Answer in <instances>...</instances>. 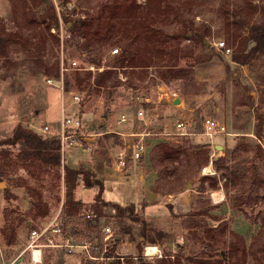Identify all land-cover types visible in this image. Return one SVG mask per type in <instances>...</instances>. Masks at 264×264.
I'll return each mask as SVG.
<instances>
[{
    "label": "rangeland",
    "instance_id": "374dc122",
    "mask_svg": "<svg viewBox=\"0 0 264 264\" xmlns=\"http://www.w3.org/2000/svg\"><path fill=\"white\" fill-rule=\"evenodd\" d=\"M108 1L75 0V5L70 10L61 5V18H75L86 10H99V6ZM238 1L240 0H208L192 10H183L181 16L185 22L206 33L205 41L209 46L182 38L172 42L173 49L177 48L180 55L177 65L181 69L180 77L162 79L158 69H166L164 67L157 69L151 66L133 70L118 68L109 84L95 87L92 81L101 72L84 68L88 65L105 68L107 61L120 54L118 46L102 44L92 35L88 43L87 39L70 33L65 24L59 21V34L62 32L63 36L59 37V46L56 47L38 21L31 22L22 17L21 0H0V22L8 30H20L33 41L30 46H11L8 58H0V141L9 139L17 125L31 129L41 136L57 132L60 129L62 97L65 100L66 114L77 115L82 119L83 127L76 133L85 134L84 138H94L91 142L94 148L84 144L81 148L72 146L64 151L65 160L62 162L61 156V166L58 169L60 180L50 172H37L39 176L30 175L15 158L18 146L0 145V174L5 176L2 181L5 186H0V252L3 256L1 258L0 255V264H7L16 256L31 227L48 222L56 214L60 215L66 231L76 241H93L100 234L101 227L109 225L121 239L116 238L108 253L113 251L112 256L122 258L117 259L121 264H127V259H135L139 255L154 261L166 258V254L174 256L176 253L216 257L217 252L226 249L233 240L231 232L242 237L247 245L250 244L259 230L264 202L255 201L252 192L246 193L244 197L239 195L240 190L228 183L229 176H226L227 180L221 178V172H216L212 167L213 160L225 157L228 165L249 172L247 176L255 175V179H264V51L249 55L247 64L239 65L230 60L232 53L244 49L246 53L247 48L252 46L250 43L245 47L244 30L235 44L227 41L224 18L231 13ZM253 1L258 5L264 4V0ZM138 3L142 4L140 0ZM223 3H228L225 10L222 8ZM14 8L17 11L14 12ZM253 20H259L258 14ZM181 25L182 22L178 20L166 22L160 24V29L169 36L178 33L182 29ZM217 41H223L231 52L224 55L213 49L212 43ZM36 44L40 46L37 47ZM114 48H118V53L111 55ZM40 49L41 52H37ZM57 60L59 77L54 75V71L47 74L45 65L53 67ZM72 61H76L81 70L61 72V67L68 68ZM88 73H91L90 82L86 80L79 84L76 77L82 78ZM119 73L125 76V81H120ZM46 78L62 80L63 91L47 85ZM112 82L117 85L111 86ZM162 84L175 90L178 97L184 99V106L179 109L164 107L163 104L157 107L158 111L151 116L148 128L155 133L169 134L150 137L149 145L153 148L157 143L170 142L181 147L201 146L203 150H208L209 161L204 167H210L211 172L204 173V167H201L195 171L190 181H185L178 192L167 194L168 183L157 181L150 152L134 165L131 166L133 162H130L122 178L110 182V191L105 190L103 197L101 195L105 202L110 200L121 206L133 203L138 221L119 219L110 205L96 203L92 193L94 190L97 192V186L91 187L88 194L83 195L81 190L86 186L82 181L74 191V199L81 202L79 213L74 219H65L63 166L67 163L81 166L92 174L91 178L97 179L105 187L108 184L106 181L110 179L112 170L109 168L113 166L115 153L124 147V143L132 142L128 138H124L123 142L119 139L120 136L110 131L126 132L118 125L120 113L132 111L135 93L153 97L157 86ZM72 92L80 95L82 100L78 104L72 103ZM205 117L224 126L227 135L220 134L212 140L201 136V123ZM180 121L187 124L192 122L191 132L196 135L177 136L176 124ZM101 125L104 127L100 128ZM44 126L49 128V134L42 132ZM100 133L105 134L97 136ZM88 134L93 137L87 136ZM256 143L261 145V154H256ZM246 147L249 149L248 154L245 153ZM252 167H255V172ZM204 175L219 179L217 190H210L206 182L205 192H198ZM128 176L130 177L126 180ZM225 182L228 184L225 185ZM37 193L41 194L43 203L48 208L45 217L37 216L32 204L37 200ZM214 193L219 194L218 201L214 199ZM76 194L78 198L75 197ZM249 196L252 202L248 200ZM95 205L99 208L98 213L93 208ZM89 212H94L97 217L85 218ZM86 220H91L92 225L97 223V226L87 230ZM142 231L157 239V242L152 244L147 241L141 245L143 239L139 235ZM159 232L163 233L162 237H158ZM148 245L156 246L162 258H146L143 249ZM173 256L169 257V264H176ZM117 260L89 262L80 256H65L60 250H51L46 253L43 264H113ZM181 262L185 264L183 259ZM247 264H254L251 257Z\"/></svg>",
    "mask_w": 264,
    "mask_h": 264
},
{
    "label": "trees",
    "instance_id": "16d2710c",
    "mask_svg": "<svg viewBox=\"0 0 264 264\" xmlns=\"http://www.w3.org/2000/svg\"><path fill=\"white\" fill-rule=\"evenodd\" d=\"M208 0H143L140 4L138 0H109L99 6V10H86L77 17H63L61 20L65 27L79 38L87 39L92 35L102 44L110 46H118L121 50L120 54L113 57L105 63V69L98 73L94 78L93 86L103 87L111 82L112 75L116 68H148L155 66L158 68L159 75L162 79H172L180 77V68L177 67L180 55L178 49H173L172 42L179 41L180 38L193 40L203 46H208L205 41L206 33L201 30L194 29L193 25L187 24L181 16L184 9L192 10L193 7ZM228 3H223L222 8H226ZM14 8V12L17 11ZM22 17L32 21H38L42 25L44 31L51 38L54 46H59V19L55 12L52 0H21L20 5ZM224 12V11H223ZM30 13V17L28 14ZM258 14L259 20H253ZM35 15L37 18L35 19ZM18 18V17H17ZM225 27L227 32V41L235 44L243 33L244 45L247 48L248 44L252 46L245 53L244 50L234 52L230 55V60L236 64H247L248 56L256 54L258 51H264V4L258 5L253 0H240L236 2L230 14L225 15ZM182 22L178 33L167 36L160 29V24ZM51 28L56 30V33H51ZM34 37H36L34 35ZM38 40L40 37H37ZM242 41V42H243ZM30 37L24 35L20 30H8L2 22H0V58L7 59L9 49L13 45H32ZM37 47L40 44H36ZM41 52V49L37 52ZM100 63H98L99 65ZM160 64V65H158ZM177 67V69H176ZM47 74L54 71V75L59 77V63L55 62L53 67H46ZM79 84L89 83L91 73L84 77H76ZM116 86L117 83L112 82L111 86ZM67 86V82H66ZM104 126L101 125L100 128ZM259 133L258 131H256ZM8 144L18 146V152L15 155L17 161L20 162L22 168L30 175L39 176L37 172L53 173L60 180L58 169L61 166L60 143L57 137L53 135L41 136L37 132L17 125L13 130L12 136L3 141L0 145ZM176 144V143H175ZM170 142L157 143L152 148L151 164L157 172V181L168 183L169 189L167 194H173L183 187L185 181H190L197 169L207 165L209 161L208 150H203L201 146L185 147L178 146ZM254 149L256 154H261L262 148L260 144H255ZM248 147L245 148V153L248 154ZM212 167L216 172H221L220 177L226 178L229 176L228 183L233 188H237L239 195L253 193L255 201L264 202V179H255V175L247 174L249 172L228 165L225 157H220L212 162ZM31 168H34L33 170ZM255 172V167H252ZM63 181H64V201L63 215L65 219H74L79 213L81 202L74 199V191L82 181L85 186L91 188L98 186V192L95 195L96 203H102L103 206L110 205L115 216L119 219L128 218L133 221H138L139 218L135 214L133 203L121 206L113 202H105L101 199L103 191L102 184L97 179L91 178L92 174L88 170L78 167L71 168L68 165L63 166ZM155 172V173H156ZM5 180L4 174H0V182ZM201 185L198 189L199 193L205 192L204 183H208L210 190L218 189V178L216 176L204 175L201 177ZM228 183H224L227 185ZM261 191V192H260ZM37 200L33 201V206L36 209V215L45 217L48 214V208L43 203L42 196L37 193ZM241 196V197H242ZM242 197V198H243ZM248 200L252 202L249 196ZM94 210L98 213L99 208L95 205ZM262 221L260 222L259 230L252 238L249 245L238 234L231 232L233 240L230 241L228 247L217 252L215 256H200V255H183L176 253L174 256L166 254V258L148 260L141 255L137 258L127 259V264H169V257L173 256L176 264H182L181 259L185 264H247L249 257L254 264H264V213L260 214ZM97 217V215H96ZM91 220H86L85 227L91 230L97 226L91 224ZM66 227V225H64ZM163 233L159 232L158 237H162ZM142 237L141 245L144 242L155 244L157 239L147 236L145 232H141L139 238ZM121 239V237H119ZM119 241V240H118ZM107 254V253H106ZM113 251H110L106 257L112 256ZM113 257V256H112ZM215 257V258H214ZM211 258V259H210ZM214 258V259H213ZM117 260V259H116ZM113 264H121L119 260Z\"/></svg>",
    "mask_w": 264,
    "mask_h": 264
},
{
    "label": "built area",
    "instance_id": "2783aa9c",
    "mask_svg": "<svg viewBox=\"0 0 264 264\" xmlns=\"http://www.w3.org/2000/svg\"><path fill=\"white\" fill-rule=\"evenodd\" d=\"M141 2L143 0H140ZM55 12L58 16L60 22H62V16L59 10V6H66L67 8L75 5V0H53ZM51 33H56L54 28H51ZM59 37L63 36V33H58ZM214 47L224 55H228L231 49L225 45L223 41H217ZM118 53V48L111 50V55ZM81 70L76 61H72L68 68L61 67V72L67 70ZM97 70L101 72L104 70V66L94 67L93 65H88L84 70L94 71ZM124 70V68H122ZM118 70V68H116ZM120 81H125V76L119 73ZM45 82L49 86H54L60 89L63 88L62 80H53L51 78H46ZM72 103L78 104L82 99L80 95L76 92H72ZM63 96V92H62ZM178 94L176 91L169 89L165 85H159L156 88L155 95L152 97L150 95H145L142 93H135L133 97V108L135 109L131 112L120 113L118 117V123L120 124H130L135 125L136 123L147 124L152 116V112L163 102H171L174 98H177ZM64 97L61 99V121L59 131L53 133L60 143V154L62 156L68 146H79L83 147V138L85 134L76 133L83 127L82 119L77 115L66 114V108L64 106ZM191 123L177 122L176 124V135L180 137H188L196 135L191 132ZM202 130L201 136L212 140L214 137L225 133L224 126H220L218 123L213 121L210 117H205L202 119ZM42 132L49 134L50 130L47 126L42 128ZM112 133L118 134L123 139H133L130 146L124 143V147L119 150L114 159L113 170L117 175H123L125 169L128 167L130 162H139L143 153L147 149V145L144 142L145 137L153 136L146 130L141 132L132 130L130 132H118L110 131ZM164 135V134H163ZM167 135V134H166ZM87 136H92L88 134ZM124 139V140H125ZM131 150L130 154L129 151ZM85 218L93 219L96 218L94 212L86 213ZM117 236L114 234L113 229L109 225H103L100 229V234L93 241L88 240H75L71 233H68L64 227L60 215L56 214L48 222L43 223L37 228H33L29 231L25 246L16 254L14 258L9 260L7 264H43L45 261L46 253L51 250H60L65 256H80L83 260L89 262H99L104 259H122L113 257H106L105 254L108 253L109 248L115 244ZM154 248V251H153ZM152 249V251H148ZM144 256L146 258H162L160 250L156 246L148 245L143 249ZM1 258H3L0 252Z\"/></svg>",
    "mask_w": 264,
    "mask_h": 264
},
{
    "label": "crops",
    "instance_id": "0c3cea01",
    "mask_svg": "<svg viewBox=\"0 0 264 264\" xmlns=\"http://www.w3.org/2000/svg\"><path fill=\"white\" fill-rule=\"evenodd\" d=\"M215 42H213L212 43V48L213 49H215V50H217L215 47H214V44ZM209 46V45H208ZM218 51V50H217ZM220 52V51H219ZM162 85H164V84H162ZM166 86V85H165ZM175 91V90H174ZM176 99H179L180 100V103L179 104H177V105H173L172 104V101H174V100H176ZM171 102H163L162 104H163V106L165 107V106H168V108H171V109H179V108H182L183 106H184V99H182V98H180V97H177V98H174L173 100H172ZM132 102H133V100H132ZM162 104L161 105H159L160 107L162 106ZM178 105H180V106H178ZM182 105V106H181ZM159 106H158V108H159ZM80 107V106H79ZM158 108H156V109H154L153 110V115H152V117L155 115V113L158 111ZM135 109V107L134 108H132V111ZM80 110H82V108H80ZM189 110H191L192 111V109H189ZM152 117H151V119L148 121V123L145 125V124H141V123H136L134 126L133 125H130V124H120V123H118V125H121V129L122 130H124L125 129V131L126 132H130V131H132V130H136V131H139V132H141L142 130H146V131H148L149 133H151L152 135H153V137L154 136H158L159 134H161V135H163L164 134V136H168V135H166V134H169V133H162V132H157V133H155V132H152L149 128H148V125L151 123V120H152ZM181 122V121H180ZM189 123H191L192 124V122H189ZM138 124V125H137ZM117 125V126H118ZM118 128H119V126H118ZM59 131V130H58ZM118 132H121V131H118ZM175 133H176V131H175ZM45 134V133H44ZM103 134H105V133H100V134H98L97 136H100V135H103ZM107 134V133H106ZM115 134V133H114ZM174 134V133H173ZM51 135H53V134H51ZM116 135H118V134H116ZM54 136V135H53ZM119 136V135H118ZM91 137H93V136H91ZM152 137V136H151ZM149 138L150 137H145L144 138V142L146 143V145H147V149H146V151L143 153V157L145 158V157H147L148 156V154L151 152V146L149 145V142H148V140H149ZM119 139L120 140H122L123 142H125V140L120 136L119 137ZM94 140V138H89V137H86V138H83V142H84V144L86 145V144H89V147L91 146V147H93L94 148V146L92 145V141ZM132 140V142H133V139H131ZM131 141H128L127 143H126V145L128 146H130V144L132 143ZM69 147H72V146H68L66 149H68ZM216 147H217V145H216ZM81 148V147H80ZM92 150H94V149H92ZM68 152V151H67ZM118 152V151H117ZM116 152V153H117ZM130 152H131V150L129 151V154H130ZM116 153H115V155H116ZM115 155H114V157H115ZM65 160V159H64ZM64 160H63V162H64ZM134 163L135 162H133V163H131V166L132 165H134ZM67 165L69 166V167H71V168H78V167H81V166H71L70 164H68L67 163ZM113 165H114V163H113ZM110 169V171H111V173H110V179H108L106 182H108V184L104 187L103 186V183H102V188H103V191H102V197H103V193H104V191L105 190H107V191H110V186H109V183L110 182H112V181H115V180H117V179H121L122 178V176L123 175H117L116 173H114V170H113V166L112 167H110L109 168ZM126 170V169H125ZM125 172V171H124ZM153 173H155L154 171H153ZM124 174V173H123ZM156 174V173H155ZM130 176H128V177H126V180H128V178H129ZM155 179H156V177H155ZM110 180V181H109ZM94 187V186H93ZM97 188H98V186H97ZM90 189L91 188H88V187H85V188H83L81 191H82V193H83V195H86V194H88V192L90 191ZM97 192H98V189H97ZM97 192L94 190V192L92 193L93 194V197L95 198V195L97 194ZM76 198H78L77 197V194H76V196H75ZM83 201V200H82ZM106 202H110L111 203V201L110 200H106ZM53 218V217H52ZM51 218V219H52ZM60 219H61V217H60ZM63 223V222H62ZM40 225H42V224H40ZM39 225V226H40ZM39 226H37V227H39ZM37 227H34V228H37ZM63 227H64V229L66 228L65 226H64V224H63ZM31 229H33L32 227H31ZM30 229V230H31ZM66 230V229H65ZM117 236V235H116ZM118 237V236H117ZM119 238V237H118ZM25 243H26V241H25ZM25 243L23 244V246H22V248L25 246ZM21 248V249H22ZM20 249V250H21ZM19 250V251H20ZM53 252V251H52ZM62 252V251H61Z\"/></svg>",
    "mask_w": 264,
    "mask_h": 264
},
{
    "label": "bare ground",
    "instance_id": "6f19581e",
    "mask_svg": "<svg viewBox=\"0 0 264 264\" xmlns=\"http://www.w3.org/2000/svg\"><path fill=\"white\" fill-rule=\"evenodd\" d=\"M204 173H210L211 171H210V167H204ZM213 197H214V199L216 200V201H218V198H219V194H217V193H214L213 194ZM148 251H152V249H148ZM153 251H154V248H153Z\"/></svg>",
    "mask_w": 264,
    "mask_h": 264
},
{
    "label": "water",
    "instance_id": "95a60500",
    "mask_svg": "<svg viewBox=\"0 0 264 264\" xmlns=\"http://www.w3.org/2000/svg\"><path fill=\"white\" fill-rule=\"evenodd\" d=\"M179 103H180V100L179 99H176V100L172 101V104L173 105H177ZM217 148L222 149L221 146H217ZM0 186H3L4 187L5 186L4 182H0Z\"/></svg>",
    "mask_w": 264,
    "mask_h": 264
}]
</instances>
